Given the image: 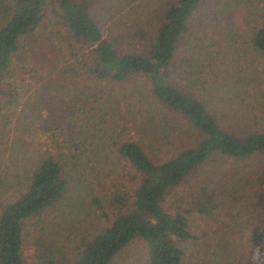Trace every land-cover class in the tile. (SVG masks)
Here are the masks:
<instances>
[{
  "label": "trees",
  "instance_id": "16d2710c",
  "mask_svg": "<svg viewBox=\"0 0 264 264\" xmlns=\"http://www.w3.org/2000/svg\"><path fill=\"white\" fill-rule=\"evenodd\" d=\"M134 240L264 264V0H0V264H129Z\"/></svg>",
  "mask_w": 264,
  "mask_h": 264
},
{
  "label": "rangeland",
  "instance_id": "374dc122",
  "mask_svg": "<svg viewBox=\"0 0 264 264\" xmlns=\"http://www.w3.org/2000/svg\"><path fill=\"white\" fill-rule=\"evenodd\" d=\"M48 9L49 8H47L46 11L44 12V15L46 17L44 20H46L50 15ZM135 81L138 80H133L129 82L128 85L131 86L132 82ZM165 150L166 149H159V148L154 149L151 146L149 149V151H151L152 153V156L158 159L164 158L163 155ZM244 200H247L245 196L238 203H234V201L226 202V204L222 207V212L226 214L223 218L226 220L228 225L234 227L236 230V232L233 234L234 239L236 240L235 249L238 250L237 252H242V253L245 252L244 238L246 237L248 230L254 224L253 209ZM81 205L82 206L78 210V215L81 220L80 227H85V224H87L86 226L90 227L91 224H95V223L97 224L98 227L106 222L107 218H104L100 211V210L107 211L106 207L105 208L102 207L100 210L96 209L97 211H94L86 204L85 201L83 202V204L81 203ZM108 213L109 212L107 211V214ZM108 217H110V215ZM193 219H194V223L196 224L195 226L197 228L201 229L204 226V223L198 218V216H195ZM84 220H86L85 223ZM125 251L128 253L129 264H140L144 254V244L140 240H134L127 245Z\"/></svg>",
  "mask_w": 264,
  "mask_h": 264
}]
</instances>
